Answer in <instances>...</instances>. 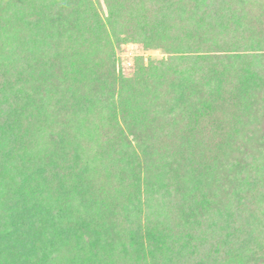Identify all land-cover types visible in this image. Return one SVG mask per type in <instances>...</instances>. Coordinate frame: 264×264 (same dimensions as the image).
Masks as SVG:
<instances>
[{
	"label": "trees",
	"instance_id": "1",
	"mask_svg": "<svg viewBox=\"0 0 264 264\" xmlns=\"http://www.w3.org/2000/svg\"><path fill=\"white\" fill-rule=\"evenodd\" d=\"M0 264H264V0H0Z\"/></svg>",
	"mask_w": 264,
	"mask_h": 264
},
{
	"label": "rangeland",
	"instance_id": "2",
	"mask_svg": "<svg viewBox=\"0 0 264 264\" xmlns=\"http://www.w3.org/2000/svg\"><path fill=\"white\" fill-rule=\"evenodd\" d=\"M138 56H143L145 60H161L167 57L162 50H148L144 51L136 43L124 44L118 51L117 67L121 72L128 73Z\"/></svg>",
	"mask_w": 264,
	"mask_h": 264
}]
</instances>
